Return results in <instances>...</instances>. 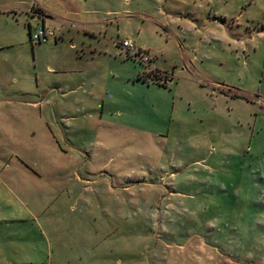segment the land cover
Returning a JSON list of instances; mask_svg holds the SVG:
<instances>
[{
  "label": "rangeland",
  "instance_id": "374dc122",
  "mask_svg": "<svg viewBox=\"0 0 264 264\" xmlns=\"http://www.w3.org/2000/svg\"><path fill=\"white\" fill-rule=\"evenodd\" d=\"M24 1L0 0V10ZM106 7L102 0L73 7L81 13H101L95 36L92 31L78 36L71 29L60 40L62 46L47 51L45 44L34 45L27 32L30 48H18L9 56L0 53V61L20 67L35 87L43 82L49 64L62 69L57 76L47 74L43 86L48 88L40 90L39 101L50 99L52 111L66 112L63 128L76 149L70 155L113 162L99 168V177H111L116 170L127 179L153 180L161 187L157 182L161 176L169 180L165 186L174 184L173 175L179 176L183 193L200 194L199 207L211 189L182 177L188 165L206 157L226 162L229 154L241 156L244 173L238 208L244 213V226L253 229L245 231L243 239L254 243V248L245 250L264 252L259 247L264 246V37L259 36L264 32V0H115ZM104 10L112 12L109 24L101 23ZM107 25L105 33L102 26ZM138 35L145 45L134 41ZM126 40L134 42L137 57L123 48ZM217 83L237 88L245 98L220 86L227 92L222 95ZM58 89L67 96L60 98ZM63 148L69 151L68 146ZM87 186L79 188L82 239L92 240V232L99 236L89 243L91 253L84 264H161V258L170 264H199L187 248L157 247L191 238L186 199H170L175 210L168 217L163 214L165 205L144 208L142 185L135 184L134 189L140 202L134 204L127 194V206L118 201L112 205L114 198L105 185L94 186L97 195L90 194L92 186ZM235 196L236 192L228 201H216L217 209L208 213L192 212V221L220 220L221 209L224 218H230L236 211ZM223 229L228 233L223 238H229L230 230Z\"/></svg>",
  "mask_w": 264,
  "mask_h": 264
},
{
  "label": "crops",
  "instance_id": "0c3cea01",
  "mask_svg": "<svg viewBox=\"0 0 264 264\" xmlns=\"http://www.w3.org/2000/svg\"><path fill=\"white\" fill-rule=\"evenodd\" d=\"M53 1L26 0L16 7L0 10V53L9 56L12 52H17L18 48H30L27 32L30 33L32 27L40 24L45 25L52 34L50 42L45 44L47 51L62 46L64 41L60 40L72 32L71 29L77 30L78 36H86L90 31L96 35L101 13L95 10L81 13L78 9H73L74 6H89L96 0ZM102 1L107 5L106 8L115 2ZM34 6L39 7L43 17L31 14ZM102 14L101 23L109 24L107 17L112 12L104 10ZM161 16L166 17L163 12ZM176 20L188 21L180 18ZM102 27L107 31L105 33H108V25ZM259 36L264 37V32H260ZM134 41L145 45L144 39L139 35ZM71 48L74 50L75 47ZM41 49L36 48L38 53ZM121 50L120 58L123 57ZM123 61L127 63V56H124ZM61 71L62 69L49 64L43 73V82L39 81L38 87H35L30 82L32 78L25 77L20 67L0 61V264H84L87 255L91 253L89 243L99 235L92 232V240L82 239L84 213L78 214V199L83 197L79 191L82 184H87V189L92 186L93 191L90 194L94 192L96 195L95 187L105 185L104 190L114 198L111 204L118 201L123 206H127V194L134 204L139 201L134 189L135 184L142 185L141 198L144 208L156 210L160 205H165L163 214L168 217L173 215L175 210L170 199H186L189 206L191 238L186 242H161L157 245L159 248L179 251L187 248L192 259L199 264L264 262V252L245 250L254 248V243L243 239L245 231L253 229L244 226L245 216L238 208V202L242 200L240 183H243L244 173V160L241 156L229 154L230 160L226 162L208 161L206 157L188 165L187 173L182 177L189 183H203L208 185V190L211 189L209 194L203 196L204 204L199 207L196 206L201 201L198 191L183 193L179 184L184 181L178 183L179 176L173 174L174 184L163 185L169 180L161 176L160 181H157L161 182V187L155 185L153 180L136 182L134 179H127V176L120 175L116 170L113 171L115 175L111 177H99V168L106 169L113 162L109 160L102 164L95 156L82 160L83 154L81 158L70 155L71 151L76 149L73 147V141L66 135L67 129L63 128L68 121L66 112L61 109L52 111L50 99L46 102L39 101L40 90L48 88L43 86L47 74L57 76ZM217 86L222 95L227 92L221 87L240 91L225 83H217ZM58 92L60 98L67 96L63 90L58 89ZM63 145L68 146L70 152L66 151ZM214 187L217 189L212 190ZM235 192L236 211L232 212L233 208L229 207L232 212L229 214L230 218H224L221 204V211L218 210L220 220L205 218L200 222L192 221V212L195 214L198 209H203L201 212L204 213L212 211L213 208L216 210V201H228ZM96 207L90 206V209L95 210ZM108 209L109 205L106 210ZM223 226L230 230L229 238H223L224 235L228 236ZM106 257L108 258L109 254ZM161 259V264H170L167 258Z\"/></svg>",
  "mask_w": 264,
  "mask_h": 264
},
{
  "label": "built area",
  "instance_id": "2783aa9c",
  "mask_svg": "<svg viewBox=\"0 0 264 264\" xmlns=\"http://www.w3.org/2000/svg\"><path fill=\"white\" fill-rule=\"evenodd\" d=\"M31 14L37 17H43L41 10L36 6H34L32 9ZM51 35V31H49L43 24L32 27L30 32L31 40L35 45L48 44L50 42ZM122 46L129 53V55L137 57V52L135 51V44L133 41L126 40L123 42Z\"/></svg>",
  "mask_w": 264,
  "mask_h": 264
},
{
  "label": "trees",
  "instance_id": "16d2710c",
  "mask_svg": "<svg viewBox=\"0 0 264 264\" xmlns=\"http://www.w3.org/2000/svg\"><path fill=\"white\" fill-rule=\"evenodd\" d=\"M237 92L238 94H233L234 97L245 98L243 93H241L240 91H237Z\"/></svg>",
  "mask_w": 264,
  "mask_h": 264
}]
</instances>
